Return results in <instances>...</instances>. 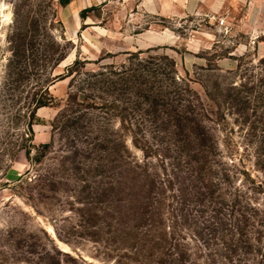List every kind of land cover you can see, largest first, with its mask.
<instances>
[{
  "label": "rangeland",
  "instance_id": "1",
  "mask_svg": "<svg viewBox=\"0 0 264 264\" xmlns=\"http://www.w3.org/2000/svg\"><path fill=\"white\" fill-rule=\"evenodd\" d=\"M26 23L33 29L29 50L16 59L12 30ZM262 57L264 0H0V264H154L156 256L127 249L123 234L84 229L67 201L74 185L46 188L36 180L46 169L58 174L54 164L71 139L89 146L79 154L89 161L124 156V139L143 158L133 136L152 148L150 156H177L173 146L165 153L172 138L144 113L165 101L177 105L176 91L186 84L209 112L228 199L236 198L235 208L251 221L262 216L260 134L242 126L223 97L247 70L258 75ZM48 79L53 102L37 109L31 144L54 147L39 163L35 149L28 157L21 148L29 144L32 98L44 94ZM124 108L130 114L122 125L116 112ZM97 125L120 130L102 143L91 133ZM114 146L118 155L109 153ZM191 242L200 250L197 264H223L210 230Z\"/></svg>",
  "mask_w": 264,
  "mask_h": 264
},
{
  "label": "trees",
  "instance_id": "2",
  "mask_svg": "<svg viewBox=\"0 0 264 264\" xmlns=\"http://www.w3.org/2000/svg\"><path fill=\"white\" fill-rule=\"evenodd\" d=\"M69 1L61 0L63 5ZM32 31L29 23L25 27L13 28L10 41L12 56L16 59L26 58ZM53 44L55 47L60 45L55 40ZM55 47L52 53L57 50ZM257 68L258 75L249 74L247 70L244 80L230 84L223 97L242 126L247 125L253 135L260 134L256 153L263 158L262 168L264 57L260 58ZM53 82L54 79L46 80L44 94L32 98L28 115L29 144L21 148L28 157L35 149L38 155L35 160L39 163L52 151L54 143L31 144L35 136L33 125L37 109L53 102L48 90ZM186 86L176 91L177 105L165 101L162 104L165 108L152 107L144 113L149 118L154 116L159 123V133L172 138L164 148L165 153L173 150V146L177 156H150L147 149L151 147L140 146L137 137L133 136L134 145L146 155L143 158L135 156L124 139L120 142L122 150L127 153L124 156H105L89 161L85 156H79L83 155L82 151H89V146H75L71 139V148L54 164L58 174L52 175L46 169L39 173L36 182L41 187L54 189L74 185V194L68 196L67 201L84 229L98 237L106 228L113 234L121 233L127 249L135 255L148 253L156 256L154 264H197L201 258L200 250L196 245L192 246L191 241L202 239L208 230L214 234L217 245L220 241L223 264H264V214L251 221L246 210L242 213L235 208L236 198L232 202L228 199L223 187L226 176L219 173L214 156L217 143L214 130L207 122L209 112L199 99H191V88L189 84ZM111 104L116 108L113 102ZM129 114L126 108L116 112L122 125L128 123ZM91 133L102 143H111L110 136H115L109 134L106 126L100 125ZM109 153L118 155L119 147L114 146ZM153 160L156 162L152 165ZM64 168L68 172H64Z\"/></svg>",
  "mask_w": 264,
  "mask_h": 264
}]
</instances>
